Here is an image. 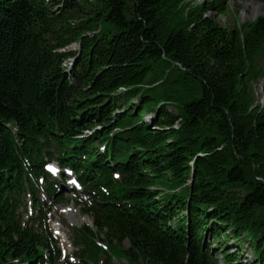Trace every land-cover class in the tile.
Wrapping results in <instances>:
<instances>
[{
	"label": "trees",
	"instance_id": "obj_1",
	"mask_svg": "<svg viewBox=\"0 0 264 264\" xmlns=\"http://www.w3.org/2000/svg\"><path fill=\"white\" fill-rule=\"evenodd\" d=\"M167 1L0 0V264L57 263L65 168L88 264H264V106L246 126L235 98L264 76V14L228 28L203 1L168 32Z\"/></svg>",
	"mask_w": 264,
	"mask_h": 264
},
{
	"label": "rangeland",
	"instance_id": "obj_2",
	"mask_svg": "<svg viewBox=\"0 0 264 264\" xmlns=\"http://www.w3.org/2000/svg\"><path fill=\"white\" fill-rule=\"evenodd\" d=\"M203 1L207 2L209 0H183L179 5L174 6H172V2L169 4L167 1L162 10V20H164V24H166V31H174L179 26L183 25L187 6H196ZM221 1L223 2V7L226 9V14L208 13L214 17L221 26L232 28L234 25L236 26L252 21L258 16L264 14V0ZM69 48L74 47L72 46ZM172 88L173 87H170L167 83L163 86L157 87L156 91L164 93L165 91H170ZM176 90L178 92L176 98L184 100L185 98L196 94L197 86L194 83L188 82L177 87ZM236 91L235 98L241 110V114H239L238 118L246 126H254L255 116H257V107L264 106V76L259 81L248 83L245 87L237 86ZM175 108L174 105L168 106V109L173 112H176L175 110L177 109ZM254 148L256 151H259V168L264 170V137L256 140ZM63 186L65 187V190H67V192H64L62 195L63 202L53 206L51 211L47 212L45 216L52 228V239L56 241V245L60 250V257L56 264H77L76 258H80L78 252L81 248L79 246L80 243L77 244L74 239V232L75 229H80L84 226L92 228V219L90 216L83 214V201L86 199V196L80 193V188L78 187L72 192L71 185H69L67 181ZM62 191L64 190L62 189ZM71 214H74V216ZM98 241L101 242L100 239H97L95 242ZM52 253L54 255V251H52ZM79 264H88L87 259H81V263ZM97 264H129V262L124 258L112 256L111 258H106L104 263L99 261Z\"/></svg>",
	"mask_w": 264,
	"mask_h": 264
},
{
	"label": "bare ground",
	"instance_id": "obj_3",
	"mask_svg": "<svg viewBox=\"0 0 264 264\" xmlns=\"http://www.w3.org/2000/svg\"><path fill=\"white\" fill-rule=\"evenodd\" d=\"M79 188H80V191L82 192V188H81V186H80ZM71 215H73V216H74V214H71Z\"/></svg>",
	"mask_w": 264,
	"mask_h": 264
}]
</instances>
